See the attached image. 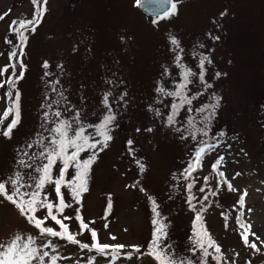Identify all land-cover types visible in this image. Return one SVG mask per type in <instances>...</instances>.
Returning a JSON list of instances; mask_svg holds the SVG:
<instances>
[{"label": "rangeland", "instance_id": "374dc122", "mask_svg": "<svg viewBox=\"0 0 264 264\" xmlns=\"http://www.w3.org/2000/svg\"><path fill=\"white\" fill-rule=\"evenodd\" d=\"M48 12L32 36L28 48L30 65L24 92L23 127L16 140L22 141L38 126L37 112L43 84L40 64L49 59L55 65L63 63L66 88L75 100L81 86L89 104L95 106L97 95L104 87L102 81L112 73L124 81L134 103L129 115L121 120L115 142L101 153L90 177V192L83 200V215L96 222L102 241L110 242L115 235L118 242L132 244L149 238L151 230V205L145 194L131 185L136 179L149 194L162 202L164 214L171 221L170 242L183 250L190 235L189 214L179 198L168 200L171 173L185 162L189 144L175 139L165 129L144 133L136 137V149L147 162L148 170L139 175L132 158L125 151L124 140L133 135V126L149 124L150 114L144 106L153 94V84L160 73V66L170 57L168 35L175 34L186 49V62L195 67L194 58L187 55L194 46L205 43L209 51L214 49V62L207 65V75L217 94L223 96L214 127L227 132V144L206 156L201 175H210V164L216 153H223L230 161L222 168L238 191L228 192L223 186L220 195L210 197L214 206L205 214V226L226 255L240 252L238 264L251 260V264H264V248L252 253L242 245L239 229L234 222L236 212L231 206L238 195L247 189L245 219L253 230L264 233V0H179L178 14L153 25L134 3V0H48ZM10 14L0 20V66L7 62L4 38L14 19L31 16V0H0V15ZM226 15L221 16V12ZM208 33L219 35V41L210 40ZM130 39L123 42L120 37ZM79 46V52L72 49ZM91 47V52L87 51ZM227 73L219 79L214 73ZM196 87V85H193ZM6 107V99L0 100V114ZM129 117L131 123H129ZM15 141L0 139V168L11 163ZM210 183L215 181L210 177ZM259 189V191H257ZM180 194L177 193L176 196ZM109 196L113 207L106 211ZM228 213L225 219L220 215ZM108 224V228H104ZM27 231L23 220L8 205H0V241H4L17 229ZM75 231V229H73ZM85 240V237H80ZM65 255H82L75 246L62 249ZM71 264V262H68ZM96 264H106L97 256ZM122 264H129L122 261ZM132 264H152L151 258L133 260Z\"/></svg>", "mask_w": 264, "mask_h": 264}, {"label": "snow or ice", "instance_id": "6c2138e0", "mask_svg": "<svg viewBox=\"0 0 264 264\" xmlns=\"http://www.w3.org/2000/svg\"><path fill=\"white\" fill-rule=\"evenodd\" d=\"M148 2L154 5L153 25L178 14L179 0ZM134 3L141 6L143 0ZM31 4L30 17L14 19L9 24L11 38L6 36L3 42L10 50L6 53L7 62L0 66V100L6 99V107L0 114V139L15 141L11 163L0 168V205L11 206L27 228V231L18 228L0 241V264H96L97 256L105 258L106 264H122L124 260L132 264L134 258L145 256L151 258L152 264H238L240 252L226 255L205 226V214L218 206L215 200L209 202L210 197L220 195L223 186L228 192L238 191L232 180L240 175L237 172L229 177L221 170L230 163L223 153H216L210 175H201L206 156L227 144V132L214 127L223 102V96L215 92L207 75V65L214 62V49L199 51L206 49L205 43L194 46L187 53L194 58L193 67L186 62L181 39L175 34L168 35L169 60L160 66L153 94L144 106V112L151 116L149 124L134 125L133 135L124 140L125 151L139 175L145 174L148 166L137 152V136L165 129L175 139L189 144L185 162L171 173L168 194L170 201L181 199L189 214L190 235L186 237V246L180 250L170 242L171 221L164 214L162 202L149 194L139 179L131 187L143 192L150 202L149 238L126 244L110 235V242H104L96 222L83 215V200L90 192L94 165L101 153L115 142L121 120L129 115L134 101L127 85L115 73L102 81L104 87L94 107L83 94L84 86L73 100L64 84L66 66L53 65L44 59L40 64L43 89L37 105L38 126L22 141L16 140L23 127L22 82L30 67L26 62L27 50L48 12V0H31ZM9 14L10 10L0 15V20ZM226 14V11L220 13ZM207 35L213 41L221 39L219 35ZM120 39L123 42L130 37L122 35ZM72 51L78 53L79 46H74ZM87 51L91 52L90 46ZM226 75L220 71L214 73L217 79ZM230 149L231 144H227V150ZM210 177L214 184L210 183ZM177 193L180 195L176 196ZM247 195L244 189L231 206L236 212L234 222L242 245L252 253H260L264 248V233L258 234L250 220L245 219L246 212H252L246 207ZM112 207L109 196L106 211L110 212ZM220 215L228 228V213L221 211ZM67 246H75L82 255H65L62 249ZM244 264H251V260Z\"/></svg>", "mask_w": 264, "mask_h": 264}, {"label": "water", "instance_id": "95a60500", "mask_svg": "<svg viewBox=\"0 0 264 264\" xmlns=\"http://www.w3.org/2000/svg\"><path fill=\"white\" fill-rule=\"evenodd\" d=\"M140 7H141V9H143L146 13L154 15L153 12L151 11V9L154 7V5L150 4V3L148 2V0H143V3H142V5H141Z\"/></svg>", "mask_w": 264, "mask_h": 264}, {"label": "trees", "instance_id": "16d2710c", "mask_svg": "<svg viewBox=\"0 0 264 264\" xmlns=\"http://www.w3.org/2000/svg\"><path fill=\"white\" fill-rule=\"evenodd\" d=\"M9 38H11V34L10 33H8V35H7ZM6 46V45H5Z\"/></svg>", "mask_w": 264, "mask_h": 264}]
</instances>
